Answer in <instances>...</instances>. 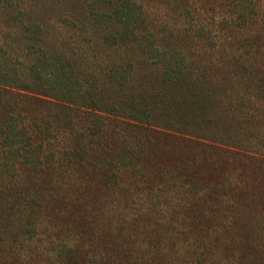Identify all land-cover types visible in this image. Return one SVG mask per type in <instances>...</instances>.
I'll use <instances>...</instances> for the list:
<instances>
[{
	"label": "trees",
	"instance_id": "16d2710c",
	"mask_svg": "<svg viewBox=\"0 0 264 264\" xmlns=\"http://www.w3.org/2000/svg\"><path fill=\"white\" fill-rule=\"evenodd\" d=\"M2 17L23 60L0 47V264H264V0Z\"/></svg>",
	"mask_w": 264,
	"mask_h": 264
},
{
	"label": "rangeland",
	"instance_id": "374dc122",
	"mask_svg": "<svg viewBox=\"0 0 264 264\" xmlns=\"http://www.w3.org/2000/svg\"><path fill=\"white\" fill-rule=\"evenodd\" d=\"M10 23L8 22V20L5 17L0 18V47L1 48H8L6 51V54L10 55V57L17 58L18 60H23L22 56H23V52L22 49L16 47L15 43L17 41L16 36L14 33H12L13 31H11L10 29ZM10 46V48H9ZM2 136H0V168H9L8 164L11 163V160H7V157L10 158L12 155L11 153H7V151L9 150L8 146H4L2 143ZM18 180V181H24L25 180V176L24 173H19L17 176H13L12 180ZM10 180L9 178H6L5 176H0V188L2 185L8 183ZM0 195H3V192H0ZM109 196V195H108ZM113 195H111V199H109L110 202L113 201ZM100 199V198H99ZM101 203L103 202V198L100 199ZM97 212H99L98 215H96L95 219L97 220L96 224H92L90 226L91 232L94 233L93 237L96 240L97 244H103L106 241H108V236L110 235V233L113 232V228L111 227V224H108L110 219L111 220H115L117 222V218H115L114 216L111 217V214L102 216V211L98 210ZM110 215V216H109ZM112 226H114L112 224ZM98 229V231H97ZM114 235H117V226L114 230ZM63 235H61L62 238ZM113 237V236H112Z\"/></svg>",
	"mask_w": 264,
	"mask_h": 264
}]
</instances>
